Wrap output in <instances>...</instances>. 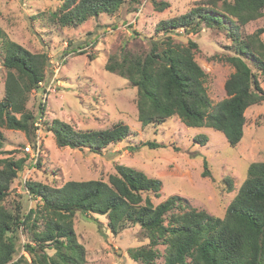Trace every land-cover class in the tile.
Returning <instances> with one entry per match:
<instances>
[{"label": "trees", "instance_id": "obj_1", "mask_svg": "<svg viewBox=\"0 0 264 264\" xmlns=\"http://www.w3.org/2000/svg\"><path fill=\"white\" fill-rule=\"evenodd\" d=\"M124 1L61 0L54 14L62 26L77 25L100 13H114ZM152 3L159 11L169 6L163 0ZM262 15L264 0H201L183 13L160 19L155 25L160 38H148L142 53L123 46L118 55L109 54L104 69L136 88L141 126L159 125L176 117L187 127L217 130L230 146H236L243 136L246 109L264 100L258 78L264 74V26L248 35L240 34V27ZM203 27L225 30L233 47L232 55L220 58L233 71L223 83L226 96L215 105L207 93V74L194 58L197 42L188 38L183 44L172 36L179 29L197 34ZM0 50L5 68L0 155L7 153L0 157V264H85V248L73 227L77 212L84 217L92 213L105 216L112 234L138 225L147 241L129 247L127 254L139 264H153L159 259L162 264H264V160L249 163L222 216L195 207L178 194L153 203L150 194L159 196L161 180L121 163L114 164V171L106 179H68L59 186L25 181L29 197L39 200L25 212L8 210L2 202L24 167L25 156L33 162L41 155L37 118L34 121L26 103L31 91L44 80L49 57L45 51L32 52L23 47L1 27ZM39 109L43 113L41 104ZM3 128L23 131L34 149L39 141L38 155L31 157L22 148L24 157L15 159L11 152L2 150ZM46 129L58 147L86 148L94 153L130 133L124 121L102 129H79L54 118ZM194 139L203 144L207 135L197 134ZM143 145L162 146L154 140ZM207 164L204 159L203 176L208 175ZM19 230L27 237L22 245L17 241ZM20 246L25 253L18 255Z\"/></svg>", "mask_w": 264, "mask_h": 264}, {"label": "rangeland", "instance_id": "obj_2", "mask_svg": "<svg viewBox=\"0 0 264 264\" xmlns=\"http://www.w3.org/2000/svg\"><path fill=\"white\" fill-rule=\"evenodd\" d=\"M163 1L169 6L159 11L152 0H125L114 13H100L80 24L62 26L54 14L61 0H0V27L23 47L32 52L45 51L49 57L44 80L31 91L26 103L34 114V121L37 118L41 155L33 162L25 156L24 167L2 202L8 210L25 212L39 200L29 197L25 181L59 186L68 179H106L114 171V164L121 163L161 180L159 196L150 194L153 203L178 194L213 215L224 214L246 176L249 163L264 160V100L246 109L242 139L236 146H230L219 131L187 127L176 117L159 125L141 126L137 118L136 88L123 77L104 69L109 54L118 55L123 46L142 53L148 38H160V33L155 31L160 19L183 13L201 0ZM261 26H264V15L241 26L240 34L248 35ZM177 32L172 33L175 42L186 44L188 38L197 42L194 58L207 74V93L215 105L226 96L223 83L233 71L232 66L222 60L233 54L229 36L223 29L209 27H203L197 34H185L182 29ZM2 54L0 50V99L5 77ZM88 55H92L93 60ZM56 63L61 65L60 71L52 81L51 68ZM258 78L264 90V74ZM54 118L79 129H102L124 121L130 133L122 141L111 143L96 153L86 148H60L46 129ZM2 131V150L11 152L10 156L15 159L24 157L22 146L29 141L28 136L19 130L3 128ZM197 134H206L207 141L195 143ZM148 140L162 146L143 145ZM5 156V152L0 155ZM204 159L209 170L205 176L201 174ZM73 227L77 240L85 248V264H139L127 254L129 247L147 241L138 225H128L112 234L105 216L92 213L84 217L77 212ZM20 230L17 241L22 245L27 237ZM24 253L20 246L18 255ZM153 264H162V260Z\"/></svg>", "mask_w": 264, "mask_h": 264}, {"label": "built area", "instance_id": "obj_3", "mask_svg": "<svg viewBox=\"0 0 264 264\" xmlns=\"http://www.w3.org/2000/svg\"><path fill=\"white\" fill-rule=\"evenodd\" d=\"M60 64H55L53 66V75L51 77V80L54 81L57 78V74L59 73ZM38 140V139H37ZM39 141L36 142V148L34 149L29 142L24 143L23 151L25 153H28L31 157H35L39 153Z\"/></svg>", "mask_w": 264, "mask_h": 264}]
</instances>
